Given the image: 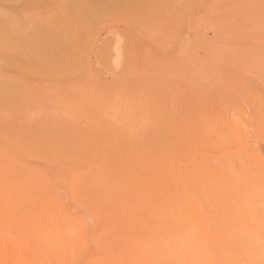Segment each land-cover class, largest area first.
<instances>
[{"label":"rangeland","instance_id":"rangeland-1","mask_svg":"<svg viewBox=\"0 0 264 264\" xmlns=\"http://www.w3.org/2000/svg\"><path fill=\"white\" fill-rule=\"evenodd\" d=\"M162 1L165 5L158 2L163 10L152 26L154 13L142 0H0V77L11 79L10 94L14 92L10 124L0 122V264H249L252 254L244 247L250 248L248 235L240 236L245 235L241 227L231 226L233 233L231 227L223 226L230 231L226 233L219 226L222 194L229 190L222 193L219 186L236 182L234 194L230 189L228 196H238L244 189L249 193L253 189L247 183L255 182L252 172L260 173L254 177L252 198H264V169L259 168L264 165V42L255 40L252 28L242 22L248 17L244 6L254 5L251 15L256 17L264 9V0H189L194 6L184 15L192 16L190 28L182 12ZM197 19L205 26L200 47ZM71 37L76 40L69 42ZM9 38L11 49L6 48ZM20 89L26 97L17 104L15 93ZM220 112L236 123L226 124L223 130L235 129L236 141L212 140L211 123L220 128ZM190 131H197L192 136L199 140L187 144L185 136L190 137ZM113 147L120 148L117 152L122 155L130 148L187 147L189 153L186 159L179 157L182 168L175 162L180 171L173 186L165 188L166 183L156 178L153 191L148 183L150 170L142 162L137 164V157L135 161L116 153L124 164L109 165L107 157L113 154L106 149ZM123 148L127 149L123 152ZM225 155L228 161L219 162ZM223 164L233 170L231 174L224 170L226 179L225 173L219 174L221 180L228 179L225 183L218 171L214 173L218 170L214 167ZM208 165L212 174L206 170ZM236 170L246 171L245 176ZM214 175L225 185L211 181ZM201 178L203 186L208 182L205 188ZM257 180L263 181L261 191ZM176 182L189 190L182 192ZM199 188L205 193L200 194ZM209 194L215 195L212 201ZM151 195L165 198V203L183 199L186 204L176 209L193 214L200 207L193 209L184 195L193 201L197 198L208 214L210 210L217 213L212 215L219 217L218 226L208 228L209 235L196 216L201 225H190L195 232L187 225H183L187 230L155 228L152 218L144 217L151 203L141 206V199ZM213 204L216 208L210 209ZM158 205L163 207L161 202ZM213 230L222 233L219 236ZM223 233L237 240L227 243L232 238Z\"/></svg>","mask_w":264,"mask_h":264},{"label":"bare ground","instance_id":"bare-ground-1","mask_svg":"<svg viewBox=\"0 0 264 264\" xmlns=\"http://www.w3.org/2000/svg\"><path fill=\"white\" fill-rule=\"evenodd\" d=\"M143 1H145L146 3H148V5H150V8H151V10H152V12L154 13V18H152V26L154 25V22L156 23V20H157V14L161 11L162 12V10H163V8H161L160 6H159V3H161V4H163V5H165V3H164V1H162V0H142V2ZM248 1H250V0H248ZM159 2V3H158ZM255 2H257V1H255ZM258 2H260V1H258ZM257 2V3H258ZM168 3L169 4H171V5H173V7L178 11V13H180V12H182V14H183V22H184V24H185V26L186 25H188V28H190L191 26H190V23H191V19H192V16H190V15H188V14H186V15H184V12H187V11H189V9H191L193 6L192 5H190L189 4V0H178V4H176V0H167V5H168ZM264 3V2H263ZM109 5V4H108ZM97 6H99V5H97ZM101 7V6H100ZM181 7H183V10L182 9H180ZM150 8H148V9H150ZM244 8H245V13H246V15L248 16L247 18H242V22H243V25H244V27L245 28H252V36L255 38V40H262L263 42H264V9H262V10H259L258 12L260 13V15L259 16H253V15H251L252 14V11L253 12H255V9H256V7H254V5H252V6H249L248 4L247 5H245L244 6ZM100 10V9H99ZM262 12V13H261ZM0 18L2 19L3 18V16H2V14L0 13ZM5 19H6V22L8 23V26H7V29L8 28H10V23H11V17L8 15V16H5ZM187 19V23L188 24H186V22H185V20ZM194 19V18H193ZM198 20V19H197ZM196 20V21H197ZM196 21H195V23H196ZM77 22H81V20H77ZM2 23V22H1ZM72 23H76V20L74 19V20H72ZM180 23V21H177L176 23H175V25H177L178 26V24ZM197 24V26H198V29H199V32H200V37H199V39H198V41H197V45L200 47L202 44H203V42H204V38H205V33H204V23L203 22H201L200 20H198V22L196 23ZM6 25V24H5ZM174 25V26H175ZM233 25V24H232ZM231 25V26H232ZM173 26V27H174ZM230 26V27H231ZM187 27V26H186ZM225 26H223V28H224ZM234 28V27H233ZM250 28V29H251ZM176 29V28H175ZM137 32V31H136ZM248 32V31H247ZM246 33V32H245ZM244 33V34H245ZM135 34V33H134ZM249 35V34H248ZM136 36V35H135ZM140 37H141V35H140ZM249 37V36H248ZM72 39H68L69 40V42L70 41H74V40H76V37H71ZM138 38V37H137ZM253 38V39H254ZM252 39V40H253ZM210 42V41H209ZM206 44V43H205ZM209 45V44H208ZM253 45H254V42H253ZM11 40H10V38L7 40V47L6 48H9V49H11ZM72 46H73V44L71 45V47H70V45H69V47L70 48H72ZM212 46V45H211ZM210 46V47H211ZM209 47V46H208ZM208 47H207V49H208ZM209 47V48H210ZM188 48H189V44H188ZM225 48V47H224ZM5 49V48H4ZM212 50L214 51V49L212 48ZM259 50V49H258ZM5 51V50H4ZM206 51V50H205ZM223 52L222 53H224V50H222ZM226 51V50H225ZM264 51V50H263ZM3 52V51H2ZM8 52V51H7ZM12 52H14L13 54L15 55V51H13L12 50ZM210 52V51H209ZM0 54H2L1 52H0ZM4 54H5V52H4ZM17 54V53H16ZM264 54V53H263ZM6 55V54H5ZM7 55H8V53H7ZM10 55H11V53H10ZM9 55V56H10ZM21 56V55H20ZM19 56V57H20ZM212 59H213V57H212ZM8 72V71H7ZM10 80L11 79H8L7 78V80H5V79H3V78H1L0 77V105H2L1 107H0V122H6V123H8L9 122V124H10V119H11V117H13V115H14V113L11 111L12 109H11V99L13 98L12 96L14 95V92H11V94H10ZM25 97H26V91H23V90H18L16 93H15V101H18V103L17 104H19V102L20 101H22V100H24L25 99ZM10 101V102H9ZM8 102V103H7ZM187 103V102H186ZM185 103V105H186V108H188V105ZM5 104H6V106H5ZM10 104V105H9ZM190 104V103H189ZM192 105V104H191ZM198 109H201V108H198ZM193 111V110H192ZM196 112H199V111H197V110H195ZM184 112H186V111H184ZM191 113V112H190ZM221 113V112H220ZM187 114V113H186ZM17 115H20V113H19V111H17ZM183 115V114H182ZM221 115H222V113H221ZM185 116H187V115H184V117ZM229 117V116H228ZM231 117V116H230ZM229 117V119H231ZM219 119H218V121L217 120H215V121H217V124H219V127L220 128H218L217 129V125H215L214 124V122L212 121V123H211V128L210 127H208V128H210V135H211V137L213 138L212 140L213 141H216V142H222V143H225V142H227V143H229V142H234V141H236L237 140V136H236V134H235V129L233 130V131H228V130H226L227 132H225V131H223V130H225L226 129V124L228 125V127L230 126V125H236V123L234 124L231 120H229L228 118H227V115H222L221 117H218ZM24 120V119H23ZM235 120V119H234ZM233 120V121H234ZM230 124V125H229ZM5 125V124H4ZM188 125V124H187ZM207 125V124H206ZM189 126V125H188ZM209 126V125H208ZM207 127V126H206ZM231 127V126H230ZM234 127H236V126H234ZM220 129V130H219ZM188 131V130H187ZM197 132V131H196ZM196 132H193V133H191V131H190V133H191V136L189 137V136H185V141H186V143L187 144H190V143H192L193 141H195L196 140V138H198V140H199V136H192V134H194V133H196ZM234 132V133H233ZM200 133V132H199ZM225 133V134H224ZM226 133H228V134H226ZM195 135V134H194ZM200 139H201V137H200ZM208 139V138H207ZM210 139V138H209ZM118 149L120 150V148H117V147H113V148H108V149H106L107 151H108V154H113V155H110V156H108L107 158H108V160H107V162L109 163V165L110 166H112L113 164H115L116 165V162H120L121 160H119V158L118 157H116V155H118V153L121 155L120 157L122 158V156H124V157H126L125 155H128V156H130L133 160H135L134 158L135 157H137V161H138V163L137 164H139L140 162H142V163H144L145 164V166H147L146 168L147 169H149L150 170V172L149 173H151V178H149V180H148V183L150 182V189L151 190H153V185H154V181H155V179L156 178H159V180L162 182V183H166V185H164L165 186V188H168V187H171V186H173V182H174V179L176 178V176H177V174H178V172L180 171L179 169L180 168H182V165L184 164V163H182V164H180L179 165V162L178 161H181V160H179V157H183V159H186V154H187V152H188V148L187 147H184V148H179V149H175L174 147L173 148H170V149H168V150H166V151H164V150H162V149H156V151H149V150H145V149H138V148H134V149H128V150H125V149H127V148H123L122 149V151L123 150H125L126 152H124L123 154L124 155H122V153L119 151V152H117L118 151ZM252 150V149H251ZM191 151V150H190ZM250 151V150H249ZM193 152V151H192ZM191 152V153H192ZM253 152H254V150H253ZM107 153V152H106ZM117 153V154H116ZM189 153V152H188ZM251 153V152H250ZM114 154H116L115 156H114ZM193 154V153H192ZM257 154V153H256ZM188 155V154H187ZM249 153H246L245 154V157L246 158H249ZM258 155V154H257ZM106 156V155H105ZM128 156H127V158H128ZM229 155H225L224 157H222L223 158V161H221V160H219V162H227L228 161V157ZM254 155H252V157H253ZM123 157V158H124ZM129 157V158H130ZM189 158V157H188ZM132 159L131 160H129V162H131L132 161ZM257 159H258V157H257ZM261 159V158H260ZM127 160V159H126ZM247 160V159H246ZM259 160V159H258ZM136 161V160H135ZM197 162H198V160H196ZM205 161V160H204ZM260 161V160H259ZM175 162H178L177 163V165L178 166H180V168L179 169H176V167H177V165H176V163ZM210 162V161H209ZM27 163V162H26ZM63 163V162H62ZM89 163V162H88ZM92 163V162H91ZM100 163H103V162H100ZM124 164V162L123 161H121V163L120 164ZM198 163H200V162H198ZM214 163V162H213ZM252 163V162H251ZM263 163V162H262ZM75 164V163H74ZM98 164H99V162H98ZM104 165H106L105 166V169H106V167H108L107 166V163H105V161H104V163H103ZM103 164H101V165H103ZM122 164V165H123ZM209 164V163H208ZM242 164H244L243 162H242ZM248 164H249V162H248ZM25 165V164H24ZM28 165V164H27ZM61 165V164H60ZM140 165H141V163H140ZM198 166L199 164H195L194 166ZM207 165V164H206ZM217 165V164H216ZM224 165L225 164H223V165H219L217 168L216 167H214L215 169H218V170H213L212 169V171H214V173H216L217 174V172L216 171H218V176H219V179H220V176L221 175H219L220 173H225V171L224 170H226V169H228V170H230V171H228V173L229 174H231V171H233V170H231V168H229L228 166H226V168L224 167ZM253 165H255V164H253ZM16 166V165H15ZM19 166V165H18ZM58 166V165H57ZM81 166V165H80ZM89 166H90V164H89ZM88 166V167H89ZM201 166V168H205V167H203L202 165H200ZM205 166V165H204ZM209 166V165H208ZM206 166L207 168H206V170L208 169V168H210V171H211V167L212 166ZM215 166V165H214ZM257 166H259L258 165V163H257ZM256 165H255V167H257ZM262 167H259L260 169L262 168V169H264V165H261ZM75 167V166H74ZM78 167V166H77ZM87 167V169H89ZM95 167V166H94ZM232 167V166H231ZM254 167V166H253ZM134 168V167H133ZM145 168V167H144ZM157 168H158V171H157ZM245 168V167H244ZM243 168V169H244ZM250 168V167H249ZM258 168V167H257ZM73 169H75V168H73ZM255 170H256V168H254ZM262 169H261V171H262ZM98 170V169H97ZM179 170V171H178ZM185 170V169H184ZM203 170V172L206 174L209 170H207V172L204 170V169H202ZM250 170V169H249ZM74 171V170H73ZM95 171V170H94ZM189 171V170H188ZM209 171V172H210ZM224 171V172H223ZM237 171V170H236ZM236 171H234L235 172V174L238 172H236ZM256 171H258V169L256 170ZM190 172V171H189ZM198 172H200L199 171V169H198ZM234 172H232V174L234 173ZM239 172H241V171H239ZM239 172H238V174L237 175H239ZM243 172H245L246 173V171H243ZM250 172V171H249ZM259 172H260V170H259ZM157 173V174H156ZM184 172L182 171V173L181 174H183ZM185 173H188L187 172V170H186V172ZM191 173V172H190ZM193 173V172H192ZM211 174H212V172H210ZM209 173V174H210ZM242 173V172H241ZM245 173L243 174V176H245ZM251 173V172H250ZM252 173H254V174H256L255 176H254V174H252L254 177H256L258 174H260V173H255V172H252ZM264 172H261V175L263 174ZM205 174H203V176H205ZM210 174V175H211ZM249 174V173H248ZM73 175H75L76 176V174H73ZM105 175H106V173H105ZM195 175H197V174H193V176H195ZM225 175H226V173L223 175L224 177H225ZM234 175V174H233ZM25 176V175H24ZM147 176H148V174H147ZM150 176V175H149ZM179 176V175H178ZM181 177L183 176V175H180ZM200 176H202V175H200ZM207 177H206V179L207 180H209V175H206ZM216 175H214V176H212V180L211 181H215V180H219V179H214V177H215ZM232 176V175H231ZM240 176V175H239ZM247 176V175H246ZM259 176V175H258ZM74 176H72V178H73ZM77 177V176H76ZM195 177H197V176H195ZM195 177H194V179H195ZM198 177H199V175H198ZM250 177H252V176H250ZM254 177H252V179L255 181L253 184H255L256 185V180L254 179ZM211 178V177H210ZM218 178V177H217ZM223 178V177H222ZM226 178H228V177H225L224 179H226ZM231 178V177H230ZM244 178V177H243ZM258 178V177H257ZM76 178H74V180H75ZM78 179V178H77ZM76 179V180H77ZM107 179H108V176H107ZM140 179V178H139ZM177 179H178V177H177ZM185 179V178H184ZM186 179H187V177H186ZM190 179H192V177H190ZM235 179H237V177L235 178ZM234 179V181H237V180H235ZM245 179V178H244ZM243 179V180H244ZM251 179V180H252ZM147 180V179H146ZM157 180V179H156ZM207 180H205V181H207ZM221 180V179H220ZM220 180H219V183H220V185L222 186V184L223 185H225L224 183H225V181H227V180H221V181H224V183H221L220 182ZM232 180V179H231ZM230 180V181H231ZM239 180V179H238ZM242 180V181H243ZM246 180V179H245ZM250 180V179H249ZM78 181V180H77ZM104 181V180H103ZM201 181H202V178H201ZM210 181V180H209ZM75 182V181H74ZM73 182V184H75ZM86 183H87V181H85ZM89 182V181H88ZM105 182V181H104ZM107 182V181H106ZM146 182V181H145ZM144 182V183H145ZM180 182H182V181H180ZM218 182V181H217ZM252 181H250V183H251ZM258 182H260L259 180H257V183ZM262 183H263V181H261ZM260 182V183H261ZM78 183V182H77ZM86 183H84V185L86 184ZM178 183H179V181H178ZM178 183L176 182V184L178 185ZM183 183H186L185 181L183 182ZM204 181H202L201 182V187H203V188H205V186H206V183L208 184V182H206L205 183V186H203L204 184ZM214 183V182H213ZM219 183H217V184H219ZM243 183H245V182H243ZM261 183V188L260 187H258V188H260V191L262 190V188L264 187V185ZM189 184H191V183H189ZM216 186H217V184L216 183H214ZM226 184H227V182H226ZM238 184V183H237ZM240 184V183H239ZM249 186L250 185H252L251 187V190L253 189V190H255V188H254V185L251 183V184H249V182L247 183ZM247 184H245V185H247ZM259 184V183H258ZM83 185V184H82ZM89 184H87V186H88ZM145 185V184H144ZM181 185H183L182 183L181 184H179L177 187H179V186H181ZM192 185H196L195 183L193 184L192 183ZM244 185V184H243ZM242 184H241V186H243ZM247 185V186H248ZM262 185H263V187H262ZM86 186V185H85ZM147 186V185H146ZM185 186V185H184ZM188 186V185H187ZM187 186H185V187H179V188H186ZM209 186H210V184H209ZM238 186H240V185H238ZM240 186V190L239 191H242L241 190V188L243 189V187H241ZM161 187V186H160ZM199 187V184H197L196 185V188H198ZM211 188L212 187H215V186H212V184H211V186H210ZM210 187H208V188H210ZM225 187V189L223 190V188ZM222 187H220L219 186V190H220V188H221V192L222 193H224L223 191H225L226 189H232V191H233V189L236 187V182L235 183H230V185L228 186H222ZM245 187V186H244ZM131 188V187H130ZM132 188H133V186H132ZM141 188V187H140ZM146 188V187H145ZM188 188V187H187ZM186 188V189H187ZM193 188V187H192ZM195 188V187H194ZM203 188H199V189H201V192H200V194L201 193H203V191H204V193H205V190L203 189ZM249 188L250 187H248V190H249ZM120 189V188H119ZM129 189V188H128ZM136 189V188H135ZM146 189H148V188H146ZM182 189L180 190V191H182ZM199 189H197V190H199ZM203 189V190H202ZM217 189V188H216ZM237 189V188H236ZM131 190V189H130ZM165 190V189H164ZM184 190L185 189H183V191L182 192H184ZM189 190V189H188ZM188 190H185V191H188ZM229 190H226L227 192L229 191ZM247 189H244L242 192H243V194H242V192H240L241 194H239L238 196H234L233 197V194H234V191L231 193L232 194V196H231V194H230V196H228L226 193L225 194H222V195H225V197L223 198V200H222V205L220 206V205H218L217 207H222V208H220V209H223V211H222V213H221V218H222V220H221V222H222V224H219V226H221L222 227V229L224 228L223 226H227V227H225V228H228L229 229V227H231V226H236V227H241L242 229H243V231H244V233H245V235H241L240 234V236H247V239L249 238V240H250V242H249V244H250V248H249V245H244V247L245 246H248V249H250V251H251V254H252V256L250 255V257H248V258H250L251 260H250V262H249V264H264V198L263 197H261V199H254V198H252L253 196H252V193L254 192L253 190V192L251 191H249V193H248V191H246ZM148 191V190H147ZM154 191V190H153ZM153 191H151V192H153ZM195 191V190H194ZM200 191V190H199ZM214 191V190H213ZM236 191V190H235ZM238 191V192H239ZM256 191V190H255ZM259 191V192H260ZM177 192V191H176ZM175 192V193H176ZM215 192V191H214ZM213 192V193H214ZM221 192H217V196H218V193H221ZM237 192V191H236ZM262 192L264 193V191L262 190ZM169 193V192H168ZM178 193V192H177ZM176 193V194H177ZM189 194V193H188ZM194 194V193H193ZM118 195H120V194H118ZM137 195H140V194H138L137 193ZM181 195H183V194H181ZM180 194H179V196H181ZM204 196H205V194H203ZM211 197H210V201H212L213 200V195L214 194H209ZM152 196V195H151ZM151 196H147V198H142L141 199V206H145L146 207V205H148L147 204V202H150L151 204H150V206H148V207H150V210L146 213V214H144V217L146 218V219H148L149 217L150 218H152V220H153V225H154V227L155 226H157L158 228L159 227H166L167 226V228H165V229H168V227H170V226H176V227H178V228H180V229H183L184 228V226L185 225H187V228L189 227H191L192 229H193V227L192 226H190V225H195V227H196V224H197V226H200L201 224H199V222L200 223H202V227L203 226H206L207 228V233L210 231L209 229H212V228H216V226H218V223H216V219H218L219 217L218 216H220V214L217 216V215H215V216H217L218 218H215L213 215H214V212H213V210H210L209 212L211 213V211H212V213H213V215H212V213L211 214H208V212H206V210H203L201 207H202V205L201 204H204L203 202L201 203L200 201H199V199H194V201L193 200H191V199H189V198H191L192 197V193H191V197H189L188 195H184L185 197H184V199L186 200L187 199V202L190 204V205H197L198 207L197 208H199L200 209V211L202 210V213H200V212H198L199 211V209H195L196 208V206L194 207V206H192V207H194L193 209H195V210H193V211H195V214H193V213H191L192 211H189V212H187V210L185 209H176L177 207H179L180 208V206H182V205H180V204H186V203H184L183 201V199H181L180 200V202H177L176 200L174 201V203L173 202H171L170 200V202H167V203H165V198H160V197H158L157 195H156V197H151ZM178 196V195H177ZM177 196H175V197H177ZM203 196V197H204ZM215 196V195H214ZM257 196V195H256ZM255 196V198H257ZM150 197V198H149ZM174 197V196H173ZM188 197V198H187ZM196 197V196H195ZM219 197H221V195H219ZM259 197V196H258ZM129 198V197H128ZM204 198H206V197H204ZM211 198H212V200H211ZM178 199V198H177ZM188 199H189V201H188ZM190 200L192 201L191 203H190ZM206 199H204V201H205ZM214 200H215V198H214ZM219 199H218V197H217V201H218ZM209 201V202H210ZM217 201H215V204L217 205V204H219V203H216ZM129 202V201H128ZM159 202H161V203H163V207H161V208H159V205H158V203ZM206 202V201H205ZM214 202V201H213ZM219 202H220V200H219ZM81 203V202H80ZM170 203V204H169ZM194 203V204H193ZM211 203V202H210ZM107 204V203H106ZM183 205V206H184ZM207 205V204H206ZM211 205V204H210ZM164 206H165V208H164ZM213 206H214V204H213ZM211 207L210 209H213V208H216L215 206L214 207ZM152 207V208H151ZM168 207H173L174 209H172L173 211H171L170 209H168ZM187 207V205L185 206V208ZM204 207V206H203ZM208 207H210V206H208ZM102 208V207H101ZM133 208V207H132ZM155 208H156V210H155ZM119 209V208H118ZM130 209V208H129ZM220 209H218V212L220 211ZM131 210V209H130ZM192 210V209H191ZM146 211V210H145ZM115 212V211H114ZM131 213H134V212H131ZM197 213V214H196ZM216 213V212H215ZM98 214V213H97ZM117 214V213H116ZM217 214V213H216ZM101 215V214H100ZM110 215V214H109ZM115 215V214H114ZM113 215V216H114ZM105 216V215H104ZM135 216H137V215H135ZM149 216V217H148ZM196 216L198 217H200V221H198L197 219L198 218H196ZM107 217V216H106ZM148 217V218H147ZM105 218V217H104ZM130 219L131 218H129V222H130ZM132 219H133V221L134 222H136L137 221V219L136 220H134L135 218H134V214H133V216H132ZM131 219V220H132ZM81 220V219H80ZM107 220V219H106ZM105 220V221H106ZM128 221V220H127ZM82 222V221H81ZM112 222H114V221H112ZM119 223H121V222H119ZM149 223V222H148ZM115 224V223H114ZM113 224V225H114ZM117 224V223H116ZM150 224V223H149ZM199 224V225H198ZM122 225H124V224H122ZM184 225V226H183ZM183 226V227H182ZM229 226V227H228ZM132 227V226H131ZM130 227V228H131ZM195 227H194V229H195ZM221 227H220V229H221ZM234 227H231V229L232 228H234ZM126 228H127V225H126ZM151 228H152V226H151ZM156 228V227H155ZM171 228V227H170ZM201 228V227H200ZM209 228V229H208ZM225 228L223 229L224 231L223 232H226V230H225ZM112 229V228H111ZM134 229V228H133ZM179 229V230H180ZM185 229V228H184ZM193 229V230H194ZM197 229V228H196ZM199 229V228H198ZM197 229V230H198ZM221 229V230H222ZM230 229V230H231ZM238 229V228H237ZM185 230H187V229H185ZM190 230V229H189ZM234 229H232V232L234 233V231H233ZM182 231V230H181ZM212 231V230H211ZM214 231V230H213ZM220 231V230H219ZM239 231V229L237 230V231H235V233L237 234V232ZM174 232H176L177 233V231H176V228H175V231ZM193 232H195V230L193 231ZM206 232V231H205ZM205 232H203V233H205ZM217 232H218V230H217ZM216 232V233H217ZM230 231L228 230V232H226V233H229ZM231 232V233H232ZM240 232L241 233H243L241 230H240ZM183 233H184V231H183ZM190 233V232H189ZM200 233H202V232H200ZM214 233H215V231H214ZM215 233V234H216ZM219 233V232H218ZM217 233V234H218ZM221 233H222V231H221ZM221 233H219V236L221 235ZM226 233H223L224 234V236L225 235H227ZM185 235H186V232L184 233ZM209 234V233H208ZM247 234V235H246ZM158 235V234H157ZM164 235V234H163ZM182 235V234H181ZM180 235V236H181ZM187 235H189V234H187ZM193 234H191V236H192ZM204 235V234H203ZM203 235L202 236H200L202 239H203ZM209 235H211V234H209ZM208 235V236H209ZM235 235V234H234ZM101 236H102V234H101ZM104 236V235H103ZM102 236V237H103ZM107 236V235H106ZM106 236H104V238L106 237ZM179 236V235H178ZM207 236V237H208ZM215 236V235H214ZM214 236H213V238H214ZM217 236L218 235H216V238H217ZM228 236V235H227ZM232 236H233V234L231 235H229L228 236V238L230 237V238H232ZM237 236H239V234L237 235ZM237 236H234V237H237ZM237 237L238 239H240V242H241V238H243V237ZM152 237V236H151ZM160 237H162V236H160ZM173 237V236H172ZM108 238V237H107ZM169 238V237H168ZM175 238V237H174ZM184 238H185V236H184ZM188 238V237H187ZM197 238V237H196ZM210 238V237H209ZM150 239V238H149ZM153 239V238H152ZM192 239V238H191ZM190 239V240H191ZM197 239H199V237L197 238ZM218 239V238H217ZM219 239H220V237H219ZM223 239V238H222ZM234 238H232L230 241L228 240V239H226L225 241H227V243L228 242H231V243H233V240ZM236 239V238H235ZM210 240V239H209ZM233 240V241H232ZM237 240V239H236ZM235 240V241H236ZM188 241V240H187ZM192 241H194L193 239H192ZM202 241V240H201ZM222 241V240H221ZM224 241V242H225ZM234 241V242H235ZM239 241V240H238ZM160 242V241H159ZM163 242V241H162ZM162 242H160L161 244H162ZM180 242V241H179ZM182 243V245L184 244L185 245V243H183V241H181ZM240 242H238V243H240ZM91 243V242H90ZM159 243V244H160ZM165 243V242H164ZM171 243H173V242H171ZM188 243V242H187ZM190 243V242H189ZM196 243V242H195ZM195 243H192V244H194L195 245ZM205 244V243H204ZM247 244V243H246ZM163 245V244H162ZM187 245V244H186ZM188 245H190V244H188ZM187 245V246H188ZM203 245V244H202ZM206 245V244H205ZM204 245V246H205ZM211 245V244H210ZM165 245H163V247H164ZM176 246V245H175ZM196 246V245H195ZM157 247V246H156ZM159 247H160V245H159ZM177 247V246H176ZM178 247H180V245L178 246ZM185 247V246H184ZM192 247H193V245H192ZM162 248V247H161ZM160 248V249H161ZM168 248V247H167ZM189 248H190V246H189ZM188 248V249H189ZM245 248H247V247H245ZM125 249V248H124ZM153 249V248H152ZM154 249H155V247H154ZM163 249V248H162ZM172 249V248H171ZM188 249H186V251L188 250ZM175 250V249H174ZM182 250V249H181ZM184 250V249H183ZM230 251V250H229ZM156 252V251H155ZM182 252V251H181ZM180 252V253H181ZM189 252V251H188ZM201 252V251H200ZM128 253V252H127ZM163 253V252H162ZM186 253V252H185ZM184 253V254H185ZM196 253V252H195ZM222 253V252H221ZM248 254H250L249 253V251L247 252ZM183 254V255H184ZM191 254H193V253H191ZM201 254V253H200ZM153 255V254H152ZM163 255H164V253H163ZM174 255H176V254H174ZM189 254H187V256H185V258L187 257H189L188 256ZM201 255H204L205 256V254H201ZM210 255V254H209ZM236 255H237V253H236ZM243 255V254H242ZM150 256H151V254H150ZM149 256V257H150ZM164 256H168V255H164ZM170 256L171 255H169V258H170ZM191 256V255H190ZM211 256V255H210ZM128 257H129V255H128ZM127 257V258H128ZM196 257H198V256H196ZM201 257V256H200ZM238 257V256H237ZM252 257V258H251ZM147 258V257H146ZM151 258V257H150ZM163 258V257H162ZM165 258V257H164ZM182 258H183V256H182ZM211 258V257H210ZM149 259V258H148ZM166 259V258H165ZM175 259H176V256H175ZM192 260H193V258H191ZM199 260H200V258H198ZM206 259H207V257H206ZM244 259V258H243ZM122 260H123V258H122ZM170 260V259H169ZM210 260V259H209ZM213 260H215L214 258H213ZM185 261V260H184ZM195 261V260H194ZM198 261V260H197ZM142 262V261H141ZM160 262H162V261H160ZM189 262H191L190 260H188V263ZM196 262V261H195ZM201 262H202V260H201ZM200 262V263H201ZM211 262H212V260H211ZM106 263V262H105ZM214 263V262H213ZM248 263V262H247ZM99 264V263H98ZM179 264V263H178ZM190 264H192V263H190ZM196 264H198V262L196 263Z\"/></svg>","mask_w":264,"mask_h":264}]
</instances>
